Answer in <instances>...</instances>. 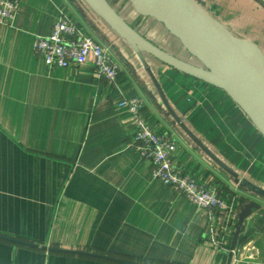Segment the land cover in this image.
I'll list each match as a JSON object with an SVG mask.
<instances>
[{"label":"crops","instance_id":"1","mask_svg":"<svg viewBox=\"0 0 264 264\" xmlns=\"http://www.w3.org/2000/svg\"><path fill=\"white\" fill-rule=\"evenodd\" d=\"M108 1L145 38L194 61L161 23L137 14L128 0ZM197 1L264 54V0ZM59 10L111 46L123 94L139 96L152 129L176 140L180 173L226 202L215 226L230 224L233 233L241 205L258 204L240 225L229 264H264V198L242 183L264 191L263 136L223 90L135 51L85 0H20L11 24L0 23V264L228 258L206 241L207 212L154 179L150 162L129 144L134 125L117 90L95 79L90 62L49 69L33 52L34 37L50 34ZM152 78L175 115L235 176L182 131Z\"/></svg>","mask_w":264,"mask_h":264},{"label":"water","instance_id":"2","mask_svg":"<svg viewBox=\"0 0 264 264\" xmlns=\"http://www.w3.org/2000/svg\"><path fill=\"white\" fill-rule=\"evenodd\" d=\"M85 1L135 51L145 52L177 71L223 90L264 138V54L254 42L233 35L197 0H128L137 14L151 17L161 23L193 58L194 61L191 62L177 57L145 38L116 11L108 0ZM152 81L163 105L182 131L215 164L235 176L175 115L156 80L152 78ZM242 183L264 198L263 190L250 185L245 180ZM258 207L256 202L249 201L239 208L230 242L231 249L235 248L241 223ZM32 245L49 249L38 244ZM231 257L232 254L228 253L226 264L230 263Z\"/></svg>","mask_w":264,"mask_h":264},{"label":"built area","instance_id":"3","mask_svg":"<svg viewBox=\"0 0 264 264\" xmlns=\"http://www.w3.org/2000/svg\"><path fill=\"white\" fill-rule=\"evenodd\" d=\"M19 1L0 0L1 24H11ZM32 47L33 52L49 69L91 63L95 79L117 90L120 96L118 106L129 113L134 125L129 144L150 162L151 176L181 194L196 207L204 209L209 218L204 230L207 243L226 254H232L234 249L230 248L229 242L232 236L230 224L215 226L212 223L213 217L221 215L227 208L226 202L215 188L206 186L191 175L180 173L176 168L173 163L176 140L170 134L158 133L152 129L143 114V101L139 96L127 97L123 94L118 82L120 64L111 46L89 30L77 26L64 10H59L50 34L35 36Z\"/></svg>","mask_w":264,"mask_h":264},{"label":"rangeland","instance_id":"4","mask_svg":"<svg viewBox=\"0 0 264 264\" xmlns=\"http://www.w3.org/2000/svg\"><path fill=\"white\" fill-rule=\"evenodd\" d=\"M161 43L164 47H169L170 46V43L169 42H166L164 41L162 38H161ZM172 47V46H171Z\"/></svg>","mask_w":264,"mask_h":264}]
</instances>
